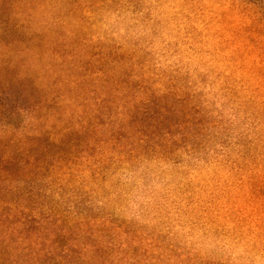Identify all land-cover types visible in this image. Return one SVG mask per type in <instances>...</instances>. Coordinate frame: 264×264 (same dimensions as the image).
Returning <instances> with one entry per match:
<instances>
[{
    "label": "rangeland",
    "instance_id": "1",
    "mask_svg": "<svg viewBox=\"0 0 264 264\" xmlns=\"http://www.w3.org/2000/svg\"><path fill=\"white\" fill-rule=\"evenodd\" d=\"M25 136L4 264H264V0H0Z\"/></svg>",
    "mask_w": 264,
    "mask_h": 264
},
{
    "label": "trees",
    "instance_id": "2",
    "mask_svg": "<svg viewBox=\"0 0 264 264\" xmlns=\"http://www.w3.org/2000/svg\"><path fill=\"white\" fill-rule=\"evenodd\" d=\"M37 141L36 138L28 136H25L22 140L17 139L14 141L13 139L10 141L3 140L0 137V229H5V233L3 235L0 234L2 240L4 239V234L9 235L12 231L17 230L18 225L25 223L26 215L23 216L24 212L19 206L28 207L27 202L24 203L26 197L19 194L15 199H12L7 197V193H3V191H20L22 182H27L28 191H32L33 186L28 181H31L32 177L40 173V169L43 168V164L39 160V145ZM12 185L13 187L11 188ZM28 232L32 231L29 230ZM2 244L0 246L1 257L6 251V245L2 246ZM42 250L44 249L41 248L39 252H36L39 256L37 262L43 261V257L40 256L42 255ZM3 257L0 258V264L5 263ZM7 262H9L8 264H17L15 259H9Z\"/></svg>",
    "mask_w": 264,
    "mask_h": 264
}]
</instances>
